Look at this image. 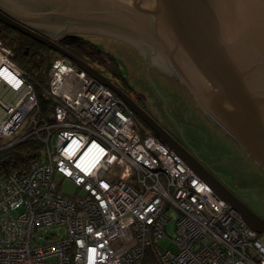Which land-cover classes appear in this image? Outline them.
Segmentation results:
<instances>
[{
	"label": "built area",
	"instance_id": "2783aa9c",
	"mask_svg": "<svg viewBox=\"0 0 264 264\" xmlns=\"http://www.w3.org/2000/svg\"><path fill=\"white\" fill-rule=\"evenodd\" d=\"M14 57L0 39V140L34 138L41 151L24 173L0 176V264H153L148 251L156 264H264L260 235L108 87L58 55L42 116ZM171 209L173 250L162 251Z\"/></svg>",
	"mask_w": 264,
	"mask_h": 264
},
{
	"label": "water",
	"instance_id": "95a60500",
	"mask_svg": "<svg viewBox=\"0 0 264 264\" xmlns=\"http://www.w3.org/2000/svg\"><path fill=\"white\" fill-rule=\"evenodd\" d=\"M0 23L69 58L108 87L219 200L251 230L264 234V218L194 153L100 72L58 44L62 34L116 40L105 47L139 84L151 87L181 139L195 136V125L225 143L217 129L264 172V0H0ZM152 66L171 78L162 79ZM162 96L180 104L172 108L167 101L166 109Z\"/></svg>",
	"mask_w": 264,
	"mask_h": 264
},
{
	"label": "trees",
	"instance_id": "16d2710c",
	"mask_svg": "<svg viewBox=\"0 0 264 264\" xmlns=\"http://www.w3.org/2000/svg\"><path fill=\"white\" fill-rule=\"evenodd\" d=\"M0 39L4 46L9 47L15 53L13 59L17 60L19 67L24 71L28 80L33 85L41 114L45 116L50 110V101L43 91L48 85V69L53 58L58 54L3 24H0ZM61 46L78 59L89 60L97 64L100 69L106 73H110L113 77L118 79L122 85L131 90L118 61L107 52V50L78 37L64 38L61 42ZM145 129L149 130L147 126ZM8 143L9 142H7V144ZM232 145L234 144L232 143ZM4 146H6V144L0 146V176L15 171L24 173L30 161L38 157L41 151L40 143L34 138H28L8 148H4ZM145 254L144 261L146 263H157V260L151 256L149 251Z\"/></svg>",
	"mask_w": 264,
	"mask_h": 264
},
{
	"label": "rangeland",
	"instance_id": "374dc122",
	"mask_svg": "<svg viewBox=\"0 0 264 264\" xmlns=\"http://www.w3.org/2000/svg\"><path fill=\"white\" fill-rule=\"evenodd\" d=\"M85 36L88 37L87 39H90L93 42L96 41L86 34ZM103 49L107 50V52H109L112 56L116 58L121 70L125 74V78L128 85L131 89L134 90L133 94H138V96L142 98V101L137 100L138 103H140V105L143 106V108H145L147 112L151 113L150 103L152 102L151 104L155 106V115H153L154 118L163 127L165 126V124L167 126L169 125V127L173 128L175 130V133L179 135L174 126L172 125L171 121L169 120L168 116L165 114L151 87L149 85L139 84L123 68L118 58L111 50L106 47H103ZM13 62L18 68H20L16 59H13ZM24 130L25 124L19 132H23ZM184 138L189 142L190 145H192V147H195L198 156L202 157V159L206 160L207 163L210 164L209 167L211 168L212 172L233 192L235 191L234 193L240 199H242V201H244L254 212L264 218V172L258 171L251 161H247L242 157H235V154L237 153L236 150H229L227 144L225 143L215 141V147L212 146L207 139L202 138V140H200L197 137L189 134H185ZM5 144H7V141L0 140V146ZM209 144L211 146H209ZM207 145L209 148H213V150L207 148ZM237 151L240 155H244L239 148L237 149ZM54 180L58 183V189L63 194H67L73 199H77L78 196L81 194V192L69 180L63 179L59 175H54ZM169 216L171 219L167 223L166 234L155 244V246L162 251L173 250L170 239L173 237L174 234V226L175 221L177 219V212L171 209L169 211ZM260 238L264 240V234H261Z\"/></svg>",
	"mask_w": 264,
	"mask_h": 264
},
{
	"label": "flooded vegetation",
	"instance_id": "af4514ba",
	"mask_svg": "<svg viewBox=\"0 0 264 264\" xmlns=\"http://www.w3.org/2000/svg\"><path fill=\"white\" fill-rule=\"evenodd\" d=\"M1 24V23H0ZM42 30V29H41ZM43 32H44V30H42ZM46 33V32H45ZM49 34V33H48ZM85 34H88L89 35V37H91L93 40H96V41H101V42H93L92 40H90V39H87L88 37H86L85 36ZM66 37H78V38H83V39H85V40H87L88 42H90V43H92V44H95V45H98V46H100V47H104L105 48V46H106V44H107V42H109V41H116V40H114V39H112V38H109V37H106L105 35H101V34H90V33H81V34H62L61 36H60V38H59V40H58V44H59V46L61 47V48H63L62 46H61V42L63 41V39L64 38H66ZM106 43V44H105ZM115 43V42H114ZM102 45V46H101ZM64 49V48H63ZM65 50V49H64ZM70 53V52H69ZM71 54V53H70ZM81 60V59H80ZM83 62H85L86 64H88V65H90L91 67H93L95 70H97L98 72H100L104 77H106L112 84H114L121 92H123L124 94H126L128 97H130L136 104H138V106H140L145 112H147L146 110H145V108H143V106H141L140 105V103H138V101L137 100H140V101H142V98L140 97V96H138V94H136V95H134L133 93H134V90L133 89H129L128 87H125L124 85H122L121 83H120V81L118 80V79H116L115 77H113L110 73H106V72H104L102 69H100L98 66H97V64H95V63H92V62H90L89 60L88 61H86V60H82ZM152 68L154 69V70H156L158 73H156L155 71H152L153 73L155 72L156 73V75H158V76H160L162 79H164V80H167V79H170L171 77H169L167 74H165L164 72H162L161 70H159V69H157L155 66H152ZM150 76V75H149ZM174 80V79H173ZM175 81V80H174ZM176 82V81H175ZM177 83V82H176ZM178 86H180L179 84H178ZM177 86V87H178ZM133 90V91H132ZM163 97V103L165 104V106H166V109L168 108V103H167V101L169 102V103H171V105H172V108H173V106H175V105H178V104H180V100H173V99H166L164 96H162ZM152 103V102H151ZM150 103V106H151V113H149V112H147L156 122H158L155 118H154V116L153 115H155V111H154V107L155 106H153L152 104ZM128 109V108H127ZM129 110V109H128ZM156 110V109H155ZM181 111V110H180ZM129 112H130V115L132 116V118H133V120L136 122V123H138V124H140V125H142V127L143 128H145L146 127V125L143 123V122H141L140 121V119L136 116V115H134L130 110H129ZM181 113V112H180ZM180 113H179V115H177L176 113H175V117L178 119V121H182L180 118H179V116H180ZM205 121V120H204ZM177 122V121H176ZM206 122V121H205ZM178 123V125H180L179 124V122H177ZM158 124L159 125H161L159 122H158ZM162 126V125H161ZM163 127V126H162ZM170 135H172L183 147H185L186 149H188L189 151H191L192 153H194L209 169H211L210 167H209V165H208V163H207V161L206 160H204V159H202V157H199L198 156V153L196 152V150H195V147H192V145H190L189 144V142L186 140V139H181V137H180V135H177L176 133H175V130L173 129V128H171V127H169V125L167 126L166 124H165V126L163 127ZM214 129H215V127H213ZM191 129H193V131H195L196 133H195V137H197L198 139H200V140H202V138H207V139H209L208 140V142L212 145V146H215V141L211 138V137H209V136H207V135H205V132H204V130L202 131V129L200 130L199 128L196 130V126L195 125H193V128H191ZM147 131H149V130H147ZM150 132V131H149ZM214 132L216 133V134H218L222 139V141L223 142H225L226 144H227V146H228V149L229 150H233V151H235L236 150V154H235V157H237V158H240V157H242L243 159H246L247 161H249V159L248 158H246L245 157V155H240L239 153H238V151H237V149H238V147L236 146V145H232V141H230L226 136H224L220 131H217V129H215L214 130ZM202 136V137H201ZM209 144V146H211ZM216 147V146H215ZM234 149H233V148ZM206 148V147H205ZM207 148H209L208 147V145H207ZM209 149H211V150H213V148H209ZM207 152H208V150H207ZM255 168L258 170V171H260V172H262V170L259 168V167H257L256 165H255Z\"/></svg>",
	"mask_w": 264,
	"mask_h": 264
},
{
	"label": "bare ground",
	"instance_id": "6f19581e",
	"mask_svg": "<svg viewBox=\"0 0 264 264\" xmlns=\"http://www.w3.org/2000/svg\"><path fill=\"white\" fill-rule=\"evenodd\" d=\"M60 55V54H59Z\"/></svg>",
	"mask_w": 264,
	"mask_h": 264
}]
</instances>
